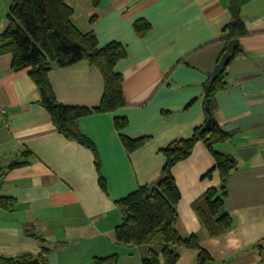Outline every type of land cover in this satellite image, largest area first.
<instances>
[{
	"label": "crops",
	"instance_id": "obj_1",
	"mask_svg": "<svg viewBox=\"0 0 264 264\" xmlns=\"http://www.w3.org/2000/svg\"><path fill=\"white\" fill-rule=\"evenodd\" d=\"M10 3L0 0V35L9 26ZM67 3L75 27L95 33L100 47L119 42L126 48L116 66L126 106L78 120L91 149L58 131L30 69L15 72L12 56H0V107L6 110L0 117V197L10 201V210L0 208V256L48 251L50 264H94L117 254L119 264L142 263L149 247L117 242L123 215L116 202L157 184L166 163L161 150L206 122L205 87L225 50V28L235 18L230 8L238 5L248 34L228 64L226 88L214 96L216 122L232 135L215 149L236 161L225 185L233 226L210 237L195 210L205 192L221 187L218 170L207 176L216 161L201 141L173 168L181 193L177 227L183 237L200 236L211 264H264V0H105L97 8L92 0ZM142 22L147 28L138 31ZM49 79L60 103L100 106L105 82L90 62L53 69ZM116 118L127 119V126L117 130ZM122 137L149 140L128 152ZM178 252V264L188 254L198 256Z\"/></svg>",
	"mask_w": 264,
	"mask_h": 264
},
{
	"label": "trees",
	"instance_id": "obj_2",
	"mask_svg": "<svg viewBox=\"0 0 264 264\" xmlns=\"http://www.w3.org/2000/svg\"><path fill=\"white\" fill-rule=\"evenodd\" d=\"M105 0H92L94 7H100ZM239 0H233L238 3ZM8 14L9 26L0 35V56L11 55L12 68L15 72L30 69V77L36 84L40 95L41 105L51 115L54 125L65 137L94 149L92 142L78 128V120L93 113H110L126 106L123 91V76L116 72L119 61L127 57L126 48L119 42H112L100 47L95 33H83L72 22L73 10L67 0H10ZM137 30L147 28L145 23H138ZM225 50L232 40L245 37V23L240 16L225 28ZM236 50L233 59L239 55ZM232 59V60H233ZM81 61H88L103 75L105 92L99 107L94 109L68 107L60 103L54 93L49 74L53 69L67 68ZM224 68L211 85V92L206 95V106L211 108L207 113L206 122L215 118L214 96L226 88V71ZM207 99L210 103L207 104ZM206 122L197 127L192 137L178 139L161 150L166 158L161 179L157 184L140 187L129 196L116 202L123 219L116 228V238L120 245L149 247V253L142 259L141 264H177L178 249L196 250L199 264L213 262L209 253L202 248L201 238L194 234L189 237L181 236L178 230V204L181 193L173 176V168L192 155L196 144L204 142L213 154L216 165L211 176L218 170L221 176V187L209 189L195 202L194 207L204 229L210 237H216L230 230L233 226L231 215L226 211V183L230 173L236 167L235 159L228 154L216 151L215 146L227 142L232 135L223 131L218 123L207 130ZM127 119L116 118L117 130L124 129ZM128 152L141 148L148 138L130 139L122 137ZM16 166L20 164H15ZM100 186L106 190L104 178L100 176ZM10 201L0 197V208L10 210ZM160 239L161 243H157ZM48 251L40 255H24L18 258L0 256V264H50ZM117 254L97 257L94 264H119Z\"/></svg>",
	"mask_w": 264,
	"mask_h": 264
},
{
	"label": "water",
	"instance_id": "obj_3",
	"mask_svg": "<svg viewBox=\"0 0 264 264\" xmlns=\"http://www.w3.org/2000/svg\"><path fill=\"white\" fill-rule=\"evenodd\" d=\"M232 14L234 17L239 16V8L238 5H233L230 8ZM239 45V41L238 40H232L228 43L227 45V51L223 54V56L221 57L220 62L217 64V66L215 67L213 73L211 74V80H215L218 75L223 72L224 68L230 63V61L233 59L236 50L238 48ZM211 92V85H207L205 87V93L206 95H209ZM210 103V99H207V104ZM206 112L207 113H211V108L209 106H206ZM216 123V119L215 118H210L207 122H206V126L205 128L207 130H210L214 124Z\"/></svg>",
	"mask_w": 264,
	"mask_h": 264
},
{
	"label": "rangeland",
	"instance_id": "obj_4",
	"mask_svg": "<svg viewBox=\"0 0 264 264\" xmlns=\"http://www.w3.org/2000/svg\"><path fill=\"white\" fill-rule=\"evenodd\" d=\"M157 243H161V241H160V239L157 241ZM193 251H196V250H193ZM197 252V251H196ZM188 253H192V252H188ZM193 253H195V252H193ZM198 254V253H197ZM190 254H188L187 256H184V258H183V264H199V258H198V256L197 257H193V258H191L190 256H189ZM186 257H188V260H186ZM178 264V263H177Z\"/></svg>",
	"mask_w": 264,
	"mask_h": 264
},
{
	"label": "built area",
	"instance_id": "obj_5",
	"mask_svg": "<svg viewBox=\"0 0 264 264\" xmlns=\"http://www.w3.org/2000/svg\"><path fill=\"white\" fill-rule=\"evenodd\" d=\"M5 114H6V110L4 108L0 107V117L1 118L4 117ZM7 123H9V122H7Z\"/></svg>",
	"mask_w": 264,
	"mask_h": 264
}]
</instances>
